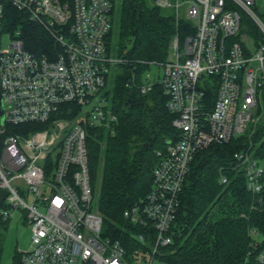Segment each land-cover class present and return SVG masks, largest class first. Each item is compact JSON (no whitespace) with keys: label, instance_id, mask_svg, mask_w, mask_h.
<instances>
[{"label":"built area","instance_id":"obj_1","mask_svg":"<svg viewBox=\"0 0 264 264\" xmlns=\"http://www.w3.org/2000/svg\"><path fill=\"white\" fill-rule=\"evenodd\" d=\"M172 12L175 34L166 61L145 63L126 82L141 95L160 89L174 116L177 140L157 153L152 186L123 212L139 244L130 256L121 240L103 236V219L90 183L87 130L111 135L117 117L101 95L110 68L126 64L109 53L110 0H0V216L25 212L30 248L20 264H155L171 246L179 197L193 157L256 127L264 89V6L257 0H154ZM15 9L41 26L54 43L51 56L24 49L20 30L4 31ZM183 25V30L179 27ZM7 33L9 48L2 50ZM155 69L154 74H150ZM76 105L74 118L63 106ZM40 129H37L39 128ZM246 190L261 202L264 161L234 154ZM226 182L225 178L221 179ZM23 186L33 201L20 197ZM253 244L259 234L250 229ZM248 252L244 264L250 262ZM263 262V255L257 257ZM257 263V262H256Z\"/></svg>","mask_w":264,"mask_h":264},{"label":"trees","instance_id":"obj_2","mask_svg":"<svg viewBox=\"0 0 264 264\" xmlns=\"http://www.w3.org/2000/svg\"><path fill=\"white\" fill-rule=\"evenodd\" d=\"M110 1L113 25L106 48L115 57L123 56L126 64L116 67L112 89L104 95L117 117L114 134L101 128L87 130L89 173L103 219V236L121 240L130 256L139 244L123 212L146 196L157 153L165 150L168 140H177L179 133L172 126L174 116L167 111L160 89L141 95L126 87V82L135 71L139 75L145 63L167 60L175 19L171 11L155 6L154 0ZM3 28L5 32L19 29L24 49L33 55L51 56L55 51L48 33L23 12L9 8ZM261 103L262 117L251 137L245 134L225 145L213 144L193 157L179 197L173 242L164 249L161 262L244 264L251 252L252 264H264V186L258 203L246 190L244 172L234 159L237 152L249 151L253 158L264 161V89ZM68 109L67 118L79 111L73 104L62 107ZM7 225L8 220L0 216V262ZM250 229L259 234L258 245L253 244ZM260 254L262 263L257 261ZM13 264H20V255Z\"/></svg>","mask_w":264,"mask_h":264},{"label":"rangeland","instance_id":"obj_3","mask_svg":"<svg viewBox=\"0 0 264 264\" xmlns=\"http://www.w3.org/2000/svg\"><path fill=\"white\" fill-rule=\"evenodd\" d=\"M257 6L263 7L264 0H257ZM11 41L9 35L7 33H3L1 36V48L2 50H6L9 48ZM116 68H110L107 84L105 89L102 91L101 95L103 96L106 91L111 90L113 86V82L117 73ZM156 72L155 69H152L150 74H154ZM157 73V72H156ZM257 126L248 131L245 137H251ZM20 188V197L25 201L28 205L32 204L33 198L28 194L27 190L23 186H19ZM11 218L8 220V225L6 229L5 242L1 257L0 264H13L14 257L20 255L21 253L27 251L30 248V228L25 222V212L20 209L11 211ZM259 238V237H258ZM155 264H168L166 262H156Z\"/></svg>","mask_w":264,"mask_h":264},{"label":"water","instance_id":"obj_4","mask_svg":"<svg viewBox=\"0 0 264 264\" xmlns=\"http://www.w3.org/2000/svg\"><path fill=\"white\" fill-rule=\"evenodd\" d=\"M3 115H4V108L2 106L1 98H0V121L3 123ZM6 197V192L0 190V204L3 203L4 199Z\"/></svg>","mask_w":264,"mask_h":264}]
</instances>
